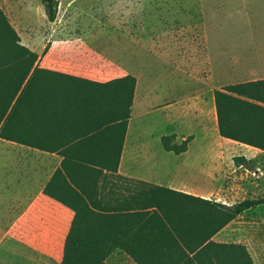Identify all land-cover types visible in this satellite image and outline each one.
Returning <instances> with one entry per match:
<instances>
[{
    "label": "trees",
    "instance_id": "1",
    "mask_svg": "<svg viewBox=\"0 0 264 264\" xmlns=\"http://www.w3.org/2000/svg\"><path fill=\"white\" fill-rule=\"evenodd\" d=\"M41 2L53 22L58 0ZM37 61L0 9V138L59 150L62 168L70 160L63 177L76 184L70 188L77 197L60 200L74 217L59 264H107L116 251L136 264H254L245 245L213 237L263 205L264 197L229 205L117 174L136 78L100 83L42 68ZM214 99L220 136L264 150V79L227 85L214 91ZM192 139L162 135L160 143L180 154ZM233 161L251 167L244 156ZM104 169L114 182L113 199H85L82 194L94 188L84 184ZM57 173L54 179L62 171ZM45 192L53 194L49 185Z\"/></svg>",
    "mask_w": 264,
    "mask_h": 264
},
{
    "label": "rangeland",
    "instance_id": "2",
    "mask_svg": "<svg viewBox=\"0 0 264 264\" xmlns=\"http://www.w3.org/2000/svg\"><path fill=\"white\" fill-rule=\"evenodd\" d=\"M58 2L56 19L49 23L44 19L41 0H0V9L21 44L40 54V67L50 69L42 66L43 62L57 59L60 53L68 65L87 63L85 66L99 68L104 74L82 73L67 65L50 70L92 81L133 75L136 87L128 144L136 141L146 148L150 160L164 164L169 171H158L163 181L171 178L174 186L184 191L229 205L264 197V174L256 168L258 160H253L251 169L236 166L233 158L238 153L229 141L202 133L193 136L185 164L172 152L164 151L159 140L167 132L163 107L174 103L179 93L172 89L175 79L179 77L181 83L188 78L212 80L213 74L202 66L206 52L214 55L226 50L227 59L232 55L264 58V0ZM243 65L240 62L236 72L230 67L231 72L223 74L225 81L264 77ZM213 239L243 244L254 264H264V204L235 218ZM8 256L0 253V260L13 264ZM108 264L134 263L115 252Z\"/></svg>",
    "mask_w": 264,
    "mask_h": 264
},
{
    "label": "crops",
    "instance_id": "3",
    "mask_svg": "<svg viewBox=\"0 0 264 264\" xmlns=\"http://www.w3.org/2000/svg\"><path fill=\"white\" fill-rule=\"evenodd\" d=\"M44 19H47V16ZM47 21L52 23L48 19ZM30 50L38 55L37 50L33 48ZM60 55L59 53L57 59L44 61L42 66L54 69L67 65L69 68L81 70L82 73L91 72L96 76L104 74V72L98 70L99 68L90 69V67L85 66L89 65L87 63L78 62L68 65ZM39 58L40 54L38 55V61ZM194 61L197 63V60ZM240 62H243V67L253 68L252 72L264 74V58L232 55L230 59H227L226 50H218L214 55L206 52L202 61L203 68L209 74H213L211 81L188 78L189 80L186 83L183 82L184 86L181 83L182 79L179 77L175 79L172 89L173 92L179 93L176 101L170 105H165L162 113L160 112L162 119L165 118L167 132L161 134L159 140L162 135L171 134L176 135V140L188 135L197 138L201 133L215 139L218 137L221 141L232 143L231 148L237 150L238 156H244L247 160H251V167L244 166L246 169H251L253 160H258L256 168L264 174V161H260L261 158H264V150L224 138L220 136L218 131L214 91L227 85L241 83L240 81L227 83L223 76V74L231 72L232 69L233 72L238 71ZM125 75V73L118 75L117 78ZM210 76H208V79H210ZM261 79H264V77ZM254 80L259 79L247 81ZM95 81L105 83L109 80L95 78ZM131 122L132 106L130 107V117L117 174L192 194L174 186L175 181L171 178L163 181L158 171L163 168L168 169L164 167V164L159 163L157 159L150 160L145 147L137 144L136 141L128 144ZM194 137L192 140H194ZM189 144L185 152L172 153L184 160L191 150ZM63 161L64 156L59 150L46 151L0 138V253L5 256L9 255L8 257H10L13 264H59L62 260L64 242L74 212L61 203L60 200L77 197L70 188V186L76 188V184L63 177V175H66L65 171L71 170L68 168L70 160L69 163H66L65 168H62ZM184 163L186 164L185 160ZM58 171H62V173L54 179V175L58 174ZM113 183L109 171L104 169L103 175L97 180L93 183L84 184L85 187L90 185L94 189L82 195L85 199L90 200H112V196L115 194ZM48 185L49 191L53 194L45 192ZM122 191L124 192L123 187ZM121 253L131 259L124 252ZM108 258L106 260L107 264ZM131 262L136 264L132 259ZM0 264L6 263L0 260Z\"/></svg>",
    "mask_w": 264,
    "mask_h": 264
}]
</instances>
